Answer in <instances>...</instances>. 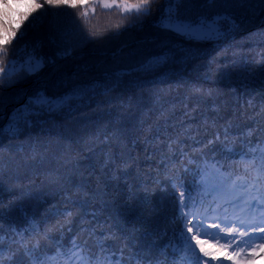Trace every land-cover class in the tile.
<instances>
[{
	"label": "trees",
	"instance_id": "trees-1",
	"mask_svg": "<svg viewBox=\"0 0 264 264\" xmlns=\"http://www.w3.org/2000/svg\"><path fill=\"white\" fill-rule=\"evenodd\" d=\"M96 1L102 0L36 8L32 0H0V45L7 51L0 53V67L33 53L45 58L37 74L0 85V126L38 90L57 96L77 86L96 89L70 109L33 118L18 138H3L0 231L26 236L33 228L47 231L50 239L41 240L38 254L51 257L57 241L67 244L73 235L83 240L82 229L115 226L112 231L122 239L107 241L113 250L127 242L129 251L150 254L154 261L159 253L153 241L162 244L165 233L171 237L180 228L174 219L178 193L165 175L182 176L177 183L189 186L198 178L194 168L182 172L180 152L168 145L182 141L180 148L199 150L197 141L207 144L227 129L233 152L221 142L205 149L208 160L214 157L227 169L240 162L249 130L255 132L253 144L257 136L264 140V14L238 0L211 5L189 0L180 9L183 15L229 14L239 25L218 38L193 40L157 27L164 0L137 22L115 8L93 5ZM36 17L41 19L29 28ZM160 53L169 55L166 65L140 70ZM208 182L218 183L211 170ZM227 188L218 195L227 198ZM66 208L73 210L70 222ZM201 239L214 256L230 255L224 242ZM89 244L95 252L94 242ZM13 264L30 261L20 252Z\"/></svg>",
	"mask_w": 264,
	"mask_h": 264
},
{
	"label": "snow or ice",
	"instance_id": "snow-or-ice-1",
	"mask_svg": "<svg viewBox=\"0 0 264 264\" xmlns=\"http://www.w3.org/2000/svg\"><path fill=\"white\" fill-rule=\"evenodd\" d=\"M157 2L158 0H135L134 3H130L129 0H119L117 3V0H111L109 3L104 0L102 7L104 9L115 8L125 18L130 16L133 22H137L151 15L153 4ZM188 2L189 0H164L165 7L159 17L157 27L162 31L193 40H211L239 27L236 19L229 14H217L213 17H187L181 13L180 9ZM203 2L211 5L221 2V0H203ZM223 2H232V0H223ZM238 2L255 4L259 7L260 13L264 14V0H238ZM32 3L36 8H44L45 5L72 8L78 6L77 0H42V3L32 0ZM252 14L255 15V10L252 11ZM40 19L41 17H36L29 28L35 27ZM121 26L117 24L116 28ZM27 31L28 29L21 33V40L27 35ZM0 53L7 55L3 45H0ZM169 59L167 53H160L142 63L140 70L152 71L166 65ZM44 66L45 58L43 56L36 57L34 53L19 64L16 60H11L7 70L0 68V73H3V76H0V85L5 83L11 85L19 79H23L24 76L35 75ZM119 76V73L115 74L113 79H118ZM107 79L105 77V80ZM108 86L104 84L101 87L107 90ZM94 90L96 89L93 87L77 86L57 96H50L43 90L36 91L27 97L26 103L13 111L6 124L0 126V148L3 146L4 137L18 138L20 130L30 126L33 118L41 114L70 109L76 103H82L83 100L91 96ZM0 117H2V113H0ZM254 135V130L247 132L242 140V143L248 145L246 151L239 154L240 162L238 164L227 169L214 157L211 160L205 157V149L217 142L223 144L226 152H233L232 146L229 145L227 129L217 132L213 138L208 140L207 144L197 141L196 143L201 145L199 150L193 147L188 152L180 148L182 141H177L175 148L172 144L168 145L174 154L176 151L180 152L183 164L182 172L187 173L190 167L194 168L198 178L192 186H189L183 182L177 183V180L183 179L182 176L165 175V178L178 193L174 219L179 222L180 228L171 237L165 233L166 242L162 244L157 240L153 241L152 247H155L159 253L154 261L150 254L129 251L127 242L123 243L118 251L113 250L107 241L122 238L118 233L112 231V227L115 226H105L82 229L87 232V236L83 240L78 235H73L67 244L57 241L56 251L51 257L38 254L41 240L50 239L47 231L42 232L38 228H33L27 236L25 233L15 230L10 235H5L0 231V264H13L16 255L20 252L28 257L30 264H191V256L198 258V264H212L211 259L205 258L212 257L213 254L204 248V240L201 237L223 241L222 247H230L232 254L225 257L227 260H233L234 257L245 252V249H250L251 255L255 256L256 247L264 250V140L257 136L256 143L253 144L252 137ZM197 160H201L203 163L197 165ZM122 163L126 164L127 162L123 161ZM210 170L217 175V184H209L208 173ZM0 174H2V166H0ZM226 184L228 185L227 198H224L218 194ZM238 205L245 213V218L237 215L230 218L229 209L231 208L235 212ZM64 215L65 221L70 222L73 210L66 208ZM210 228H215L216 231L212 232ZM241 228L245 231H241ZM68 231L71 229L69 228ZM242 237H247V239L242 240ZM90 240L94 242L95 252L92 245L89 244ZM6 243L7 247H5ZM197 248L199 252L196 251ZM234 264H241V261L235 259Z\"/></svg>",
	"mask_w": 264,
	"mask_h": 264
},
{
	"label": "rangeland",
	"instance_id": "rangeland-1",
	"mask_svg": "<svg viewBox=\"0 0 264 264\" xmlns=\"http://www.w3.org/2000/svg\"><path fill=\"white\" fill-rule=\"evenodd\" d=\"M104 2V0L102 1H96L93 3V5H99L102 7V3ZM107 2L111 3V0H107ZM117 3H119V0H117ZM104 9V8H103ZM108 9H114V8H108ZM10 65L4 67L5 70H7V68L9 67ZM2 68V67H0ZM0 76H3V73H0ZM242 231H245L242 230ZM242 240L243 239H247V237H242L241 238ZM259 243V242H257ZM255 256L251 255V250L250 249H245V252L241 253L240 256H241V264H264V250H262L261 248L259 247H256L255 248Z\"/></svg>",
	"mask_w": 264,
	"mask_h": 264
}]
</instances>
